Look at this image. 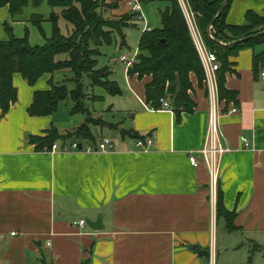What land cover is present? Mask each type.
Returning a JSON list of instances; mask_svg holds the SVG:
<instances>
[{
  "label": "crops",
  "instance_id": "crops-1",
  "mask_svg": "<svg viewBox=\"0 0 264 264\" xmlns=\"http://www.w3.org/2000/svg\"><path fill=\"white\" fill-rule=\"evenodd\" d=\"M134 1L126 2V11ZM120 8H112L111 17L126 13ZM248 10L264 14V0H233L227 22L244 23ZM0 19L6 31L9 21L4 19L13 20L8 6L0 8ZM7 38V31H0V39ZM261 50L264 44L230 57L226 86L237 92V102L219 95L221 144L232 150L219 159L218 181L225 206L236 212L234 230L217 216V195H212L202 154L197 167L189 159L207 143L206 86L194 79L196 106L178 116L174 109L151 107L145 99L147 80L130 76L126 67L138 103L135 108L128 105L123 120L107 122L151 137L148 148L139 146L136 136L126 143L129 138L122 140L120 133L99 136L98 128L91 127L98 140L116 138V149L63 151V143L74 140H57L53 144L59 150L39 151L30 135H45L52 126L66 134L79 126L71 113L73 104L66 108L69 119L56 124L54 115L31 116L34 92L50 88V75L30 85L15 74L19 98L7 113L0 108V264H216L219 250L252 246L264 251V66L255 72L253 64L254 53ZM97 95L101 98L96 101L105 98ZM233 107L238 111L232 112ZM92 112L97 114L95 108ZM241 136L249 139V147L243 146ZM83 218L82 226L78 222ZM219 225L240 234L231 237L233 244L222 235L219 247Z\"/></svg>",
  "mask_w": 264,
  "mask_h": 264
},
{
  "label": "trees",
  "instance_id": "trees-1",
  "mask_svg": "<svg viewBox=\"0 0 264 264\" xmlns=\"http://www.w3.org/2000/svg\"><path fill=\"white\" fill-rule=\"evenodd\" d=\"M44 0H0V8L8 6L12 17L24 13L32 3L40 7ZM47 0L52 8L48 19L41 13L33 14L31 21L39 28L46 39L44 44H32L29 30L24 36H16L12 26L5 24L7 39H0V108L3 114L19 98L18 88L14 84L15 74H21L30 85L45 75L49 77V89L36 90L34 99L28 107L31 116H49L56 113L60 104L71 99L72 114H89L91 111L85 100V76L92 87L101 86L109 94H122L118 82L109 78L111 71L108 66L99 67V59L104 55L103 47L115 42L116 34H120L121 44L126 45L123 28L134 18L137 12L109 17V11L118 7L119 0ZM148 0H140L147 2ZM166 2L160 9V28L145 29L139 40L138 58L128 69L130 76L146 79L145 99L154 109L162 106L161 98H167L174 112L180 116L182 112H192L196 102L192 96L194 79L201 87L205 85V69L194 41L189 22L179 0H162ZM224 0H188L189 8L195 14L198 28L210 50L216 51L221 68L217 71L219 95L227 102H237V92L226 86V73L232 62L230 57L237 56L244 49H254L264 44V34L255 36L264 30V14L248 10L245 22L230 24L227 13L233 0H228L222 14L215 20ZM67 22L68 33H63L60 21ZM52 24L51 36H47L43 22ZM213 23V24H212ZM212 26L210 35L209 29ZM71 27V29H70ZM255 72L264 66V50L254 53ZM73 74L75 87L69 90L66 84L55 83L56 73ZM94 99L101 96L93 95ZM100 125L88 119L75 130L61 134L57 127L47 129L45 135H30L29 140L37 150L51 148L57 140H88L96 144L91 125ZM118 130L120 123H105ZM139 139L145 140L139 133ZM217 216L224 218L229 229H236L235 211H229L224 203V194L217 187ZM47 264V263H45ZM84 264H87L86 262Z\"/></svg>",
  "mask_w": 264,
  "mask_h": 264
},
{
  "label": "rangeland",
  "instance_id": "rangeland-1",
  "mask_svg": "<svg viewBox=\"0 0 264 264\" xmlns=\"http://www.w3.org/2000/svg\"><path fill=\"white\" fill-rule=\"evenodd\" d=\"M124 1V5H123ZM120 3V11H126L129 6L126 2L129 0H123ZM111 1L108 0L107 3ZM123 5V8H122ZM128 5V6H127ZM166 6V2L162 0H148L147 2H142V11L144 15V19L134 18L130 22V24L123 28V32L126 35V45L121 44L122 36L120 34H116L115 42L112 45H106L103 47L104 55H102L99 59V67L108 66L110 68L111 79H114L118 82L119 86L122 89V94L112 95L109 94L106 89L103 87H95V91L92 92V86L88 84L87 76H85L84 80L86 84V92L89 93L85 100L86 105L93 111L94 108L97 112L94 113L92 111L89 114L85 115L82 113L76 114L74 120L76 125H80L86 121V117L88 119H92L93 121L100 123V125L92 124V128H98L97 135L101 136L102 134H108L113 137H117L120 133V130H116L114 128L109 127L105 123L107 121L116 122L117 120H123L127 116L129 104H131V108H135L137 99L134 96V92L129 88L128 78H127V69L126 64L120 61V57L123 54L132 55L139 48V40L142 32L146 29L147 26L150 28H160L162 25L161 22V14L160 9H164ZM52 8L48 4L47 0L43 1V4L40 7H35L32 3H30L24 10V13L18 16H15L13 20L4 19L5 21H9L10 25L14 27V33L16 36H24L26 29L31 31L30 41L32 44H44L46 39L42 36L39 28L31 21L33 14L41 13L44 17H49ZM190 11V9H189ZM133 11H126L125 14L132 13ZM111 17V15L106 14ZM124 15V14H123ZM120 17V16H118ZM196 19V18H195ZM4 21L0 19V31L5 33ZM44 28L46 30L47 36H51L52 33V24L50 21L45 20L43 22ZM60 26L63 33H68L67 22L62 18L60 21ZM71 29V27H70ZM264 34V30H262L259 34L255 36H259ZM75 78L73 74H68L67 76L64 73H56L54 77V82L66 84L69 90H72L75 87ZM102 93L105 98L99 101L93 99V95H97ZM136 95V94H135ZM136 100V102H135ZM138 103V102H137ZM73 104L71 99H67L61 103L60 108L56 113H54V122H60L63 119H69L67 115L69 112H66L67 105L70 107ZM103 132V133H102ZM114 141L117 143L118 140L115 138ZM120 142V141H119ZM134 142V139L126 140V143ZM218 232V244L221 246L222 235L226 236V240L229 244H233L234 235H240L239 233H230L226 231V229L219 225L217 228ZM248 246V245H247ZM250 246V245H249ZM250 247H243L241 250L230 249L228 252L218 251V255L216 257V264H264V251H253Z\"/></svg>",
  "mask_w": 264,
  "mask_h": 264
},
{
  "label": "built area",
  "instance_id": "built-area-1",
  "mask_svg": "<svg viewBox=\"0 0 264 264\" xmlns=\"http://www.w3.org/2000/svg\"><path fill=\"white\" fill-rule=\"evenodd\" d=\"M187 20L190 25V29L194 38V41L197 45L205 73V85L208 90L209 94V101H210V114H209V126H208V138L207 143L205 146L199 150V152L192 151L189 154L190 162L194 166H198L200 164L199 160V153L202 154L209 172L211 176V192L212 195L215 197L217 195V187H218V178H219V159L220 157L232 150L231 147H224L221 144L223 131L221 130L220 124V116L222 113V109L220 107V99H219V86H218V78H217V71L221 68V61L218 58L216 51L210 50L198 28L195 14L189 8L188 0H179ZM131 10L133 12H137L139 14L140 19H144L142 5L140 0H135L134 2L130 3ZM190 9V11H189ZM146 29H151L149 26ZM138 58V51L133 53L132 55L123 54L120 57V61L126 64L127 69H129L137 60ZM262 78L264 79V71L261 73ZM162 108L173 110V107L169 100L166 98H161ZM232 112L238 111L237 107H233ZM241 141L244 147H249L250 142L249 139L245 136H241ZM153 143V139L151 137H147L145 140L139 139L137 144L143 148H148ZM80 145L81 148H80ZM63 151H85V152H110L116 149V143L112 137H103L98 140L96 144L94 143H83L80 140H74L71 143H63ZM45 150H52L57 151L59 150V146L53 144L52 147L45 148ZM79 225L85 224V219H81L78 222ZM12 234H16L13 232Z\"/></svg>",
  "mask_w": 264,
  "mask_h": 264
},
{
  "label": "water",
  "instance_id": "water-1",
  "mask_svg": "<svg viewBox=\"0 0 264 264\" xmlns=\"http://www.w3.org/2000/svg\"><path fill=\"white\" fill-rule=\"evenodd\" d=\"M227 2H228V0H224V1H223V4H222V6L220 7V9H219V11H218V14H217L216 18L214 19L213 23H214L215 20H216L221 14H222V12H223L225 6L227 5ZM213 23H212V24H213ZM212 26H213V25H211V26H210V29H209L210 35H212V33H211ZM120 136H121V139H122V140H126L127 138H135L136 135L132 132V130L127 129V128H125V127H122V128L120 129ZM81 146H82V145H80V148H81ZM190 248L193 249V250H197V249L200 248V246H199V245H190Z\"/></svg>",
  "mask_w": 264,
  "mask_h": 264
}]
</instances>
